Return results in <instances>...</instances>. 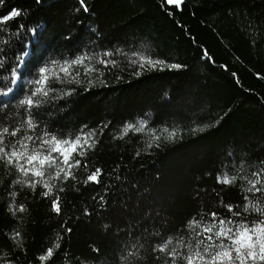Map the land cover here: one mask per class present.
Wrapping results in <instances>:
<instances>
[{
    "label": "trees",
    "instance_id": "16d2710c",
    "mask_svg": "<svg viewBox=\"0 0 264 264\" xmlns=\"http://www.w3.org/2000/svg\"><path fill=\"white\" fill-rule=\"evenodd\" d=\"M84 4L87 11L80 0H0V17L22 11L0 28V87L12 86L16 56L29 51L14 93L0 96L8 105L0 111V117L8 114L6 125L23 119L18 101L48 61L105 51L118 61L105 68L94 60L93 85L53 84L75 92L34 110L40 127L58 137L75 135L83 125L97 130L98 143L85 158L88 167L74 170L76 180L60 185L62 214L51 210L40 185L35 191L8 189L10 169L0 165V264H41L38 257L57 233L61 246L43 264H164L154 245L168 236L187 239V221H209L212 212L227 219L228 204L242 211L239 184L217 185L218 173L242 170L251 179V171L264 166V0H186L182 10L165 0ZM33 27L36 34L29 31ZM117 49L127 57L142 52L184 67L141 70L137 76ZM79 70L83 81L84 69ZM140 120L147 121L143 133L120 138L125 123ZM164 129L176 135L169 139ZM96 168L103 170L101 183L85 185ZM9 190L19 193L15 204L23 203L24 213L9 211ZM248 195L264 206L259 194ZM246 218L260 219L255 213ZM14 230L22 234L21 247L5 238ZM128 252L134 255L123 260Z\"/></svg>",
    "mask_w": 264,
    "mask_h": 264
},
{
    "label": "snow or ice",
    "instance_id": "6c2138e0",
    "mask_svg": "<svg viewBox=\"0 0 264 264\" xmlns=\"http://www.w3.org/2000/svg\"><path fill=\"white\" fill-rule=\"evenodd\" d=\"M84 10L87 6L84 0H80ZM169 6H174L177 10H182L186 0H165ZM22 15V11L13 9L9 14L0 17V28H3L9 21ZM24 25L18 26V32L24 29ZM32 34H36L37 28L33 27L29 30ZM31 43L30 41L28 42ZM122 55L129 59V62L137 68L134 73L139 76L141 70H181L183 65L176 63H168L165 60L153 59L149 55L142 52H133L131 57L122 49H117ZM29 55L27 48L16 56V65L11 69L10 84L6 88L0 87V96H7L14 93V87L18 85L21 74L19 69L24 65L25 58ZM111 51H105L102 54L91 56L84 54L71 60H50L37 69V76L28 80L23 98L19 99L17 107L23 109L25 115L19 123L12 121L5 124L8 120V114L5 113L0 117V165L10 169V179L7 182V188L12 189L19 186L22 189L27 188L35 191L36 186L40 185L44 191L41 195L45 199H50L51 210L60 215L63 212L61 196L58 193L64 191L61 184L68 180H76V172L74 170L87 168L85 162L86 155L90 149H93L98 143L96 129H87V125L81 126L79 132L75 135L67 134L58 137L55 133L49 132L46 126L40 127L39 122L35 120L38 110L41 106L71 96L75 92V88L57 89L52 87L53 84L62 85H93L96 80L92 79V73L98 70L93 67L95 63L103 65L105 68H112L118 65L115 59H108L113 56ZM204 57L211 59L207 51H204ZM87 62V63H86ZM3 61L0 60V66ZM80 67L84 69L85 79L82 81L80 76ZM264 79V76H260ZM5 80L9 77L5 76ZM103 83V81H102ZM89 90L85 87V91ZM7 104L0 101V111L7 108ZM18 115V113H17ZM147 121L140 120L137 124L125 123L121 129L120 138L132 133H143L145 131ZM107 127L104 124L99 127L102 134L103 129ZM40 129L37 133V129ZM196 131H204V128L194 129ZM168 138L171 139L176 135L175 131L169 132ZM153 141L158 140L159 136H152ZM152 145L149 144V147ZM139 155V153H137ZM103 170L96 168L87 174L83 183L85 185L92 183L99 185ZM249 175L242 170H235V174L229 176L227 171L223 174H217V185L233 186L239 184L240 192L243 195V208L238 211V205H224L230 214L227 219L220 216L217 212L210 213L209 221L203 216L200 219L193 217L187 221L185 231L188 233L186 239L183 235L168 236L162 238L161 242L154 245L153 251L163 254L157 259L163 258L164 264H264V206L258 202H253L248 194H259L264 198V166L258 170H253ZM10 203L9 211L13 216L17 213L26 211L23 203L16 205L15 199L19 193L9 190L7 192ZM99 199L103 201V196ZM255 213L260 219L248 222L246 214ZM87 214V212L85 213ZM65 232L70 233L71 228L61 225ZM7 240L15 243V246L21 247L23 244L22 234L18 230H14L12 235L4 234ZM58 239L53 240L52 246L47 247L38 260L43 264L49 261L60 248L59 239H62L57 233ZM227 241V242H226ZM95 251H99L96 249ZM133 252H128L123 260H127L133 256ZM3 259V257H0ZM10 264V262H9Z\"/></svg>",
    "mask_w": 264,
    "mask_h": 264
}]
</instances>
